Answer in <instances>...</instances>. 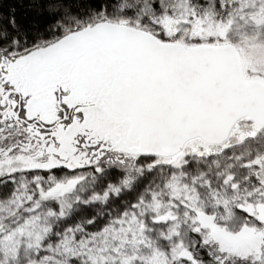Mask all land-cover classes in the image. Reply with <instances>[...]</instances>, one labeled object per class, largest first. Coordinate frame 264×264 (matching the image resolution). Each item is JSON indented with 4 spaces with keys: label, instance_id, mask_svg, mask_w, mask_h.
Returning <instances> with one entry per match:
<instances>
[{
    "label": "snow or ice",
    "instance_id": "6c2138e0",
    "mask_svg": "<svg viewBox=\"0 0 264 264\" xmlns=\"http://www.w3.org/2000/svg\"><path fill=\"white\" fill-rule=\"evenodd\" d=\"M5 2L0 264H264V0Z\"/></svg>",
    "mask_w": 264,
    "mask_h": 264
},
{
    "label": "trees",
    "instance_id": "16d2710c",
    "mask_svg": "<svg viewBox=\"0 0 264 264\" xmlns=\"http://www.w3.org/2000/svg\"><path fill=\"white\" fill-rule=\"evenodd\" d=\"M12 2H13V0H6L5 4L3 5V8H4L5 11H6L9 7L12 6ZM17 7L19 8V5H17ZM21 11H22V9H21Z\"/></svg>",
    "mask_w": 264,
    "mask_h": 264
}]
</instances>
